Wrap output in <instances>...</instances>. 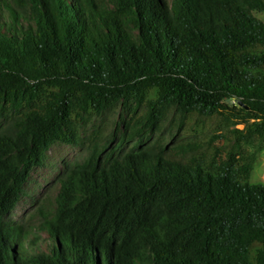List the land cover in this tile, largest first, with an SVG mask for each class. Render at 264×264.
Here are the masks:
<instances>
[{"label": "trees", "instance_id": "trees-1", "mask_svg": "<svg viewBox=\"0 0 264 264\" xmlns=\"http://www.w3.org/2000/svg\"><path fill=\"white\" fill-rule=\"evenodd\" d=\"M254 10L264 0H0V264H264L262 148L238 149L264 140ZM119 103L142 109L126 123L139 131L178 105L207 140L103 154L94 132L58 177L46 236L7 222L53 145L82 144L79 126Z\"/></svg>", "mask_w": 264, "mask_h": 264}, {"label": "rangeland", "instance_id": "rangeland-1", "mask_svg": "<svg viewBox=\"0 0 264 264\" xmlns=\"http://www.w3.org/2000/svg\"><path fill=\"white\" fill-rule=\"evenodd\" d=\"M253 14L264 22V12L254 10ZM140 112L142 109H136L135 103L118 105L107 109L99 116L92 118L89 122L79 126L82 144L70 145L58 142L48 151L47 158L43 166L36 167L24 186V192L16 208L6 216L7 222H16L36 226V232L46 236L45 232L40 231V226L44 221L42 212H48L56 208V197L59 191L58 177L64 169L67 162L78 160L84 162L88 157V138L97 131L101 133L100 149L103 154L115 152L124 154L129 150H166L168 154H174L173 148L186 141L202 142L207 140V134L204 132H194L187 129V125L182 124L184 115L178 105L169 107L165 116L161 120L159 127L144 128L138 130L137 124H133L132 129L126 127L131 112ZM201 124L206 123L207 118L199 117L189 120V123L195 121ZM193 123V122H192ZM244 125H239L242 129ZM198 129L200 127L198 126ZM206 130L211 135L216 132V124L206 123ZM140 132V135L138 133ZM207 132V133H208ZM217 131L216 134H221ZM208 133V134H209ZM234 140L230 142V146ZM214 145L224 150L223 140H216ZM256 147H261L262 152L257 155V162L251 174V184L264 185V140L261 137H254L249 142H242L238 149L244 152H251ZM236 148V146H235ZM224 154V152H223ZM223 158L225 156L223 155ZM43 209V210H42Z\"/></svg>", "mask_w": 264, "mask_h": 264}]
</instances>
